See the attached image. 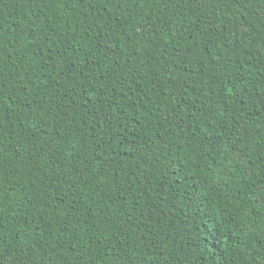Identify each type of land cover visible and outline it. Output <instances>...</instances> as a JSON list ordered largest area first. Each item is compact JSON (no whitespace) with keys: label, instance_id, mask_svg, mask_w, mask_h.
<instances>
[{"label":"trees","instance_id":"trees-1","mask_svg":"<svg viewBox=\"0 0 264 264\" xmlns=\"http://www.w3.org/2000/svg\"><path fill=\"white\" fill-rule=\"evenodd\" d=\"M261 9L264 0H234L223 7L229 28L247 27L236 40L215 19V8L204 9L221 32L217 45L193 49L203 72L197 83L215 89L227 78L229 86L236 85L230 97L197 89L189 97L200 96V102L185 108L176 96L184 91L179 83L161 92L163 78L156 85L152 70L144 69L125 76L124 86L112 92V116L102 111L88 117L85 109H73L65 93L71 88V82L65 84L68 74H59V63L40 68L45 61L39 53L71 47L83 60L89 48H123L122 33L147 30L154 17L147 10L134 13L131 6L121 15L123 7L114 4L105 13L99 4L93 10L87 3L73 6L72 0H0L7 80L0 98V245L6 255L15 254L18 264H73L77 254L79 264H264ZM180 23L188 27L191 17ZM172 27L179 30L176 21ZM33 30L44 41L35 48L26 46ZM173 43L169 38L170 47ZM187 43L181 40V47ZM187 83L191 88L190 78ZM38 84L40 90L33 91ZM41 102L45 110L66 109L65 124L78 127L68 136L78 160L48 146L37 152L47 129L36 124L27 106ZM81 137L83 145L77 142ZM114 252L121 254L117 262Z\"/></svg>","mask_w":264,"mask_h":264},{"label":"snow or ice","instance_id":"snow-or-ice-1","mask_svg":"<svg viewBox=\"0 0 264 264\" xmlns=\"http://www.w3.org/2000/svg\"><path fill=\"white\" fill-rule=\"evenodd\" d=\"M232 2L234 0H72L73 6L87 3L93 10H96V6L99 4L105 13L113 4L118 10L121 6L123 7L121 15L128 11L129 6H131L134 13L136 10L140 12L147 10L154 17L155 23L150 24L147 30L141 29L122 33L123 48L119 45L115 48L111 46L102 49L97 48L96 51H92L89 48L83 53V60L76 56L75 51L71 47L66 48L63 52L57 51L55 54L51 49L48 50L46 55L40 52L39 55L43 57L45 62L39 67L53 69L58 63L60 64L59 74H68L65 84L71 82V88L65 87V93L72 96L73 109H85L84 115L88 117H95L102 111L106 115L112 116L110 109L116 107L115 101H110L112 92H115L117 87L124 86L126 83L125 76H129V78L135 77L140 75L144 69L152 70L150 74L154 78L156 85H160L161 78H163L161 92L169 86L174 90L176 84L179 83L184 91L176 92V96L179 97V103H183L185 108L196 107L200 102V96H196L195 101H190L189 97V92L195 94L197 89H200L201 92H203L204 88L209 91H216L221 99L224 98L223 93L226 91L230 97L236 91V85L232 84L229 86L230 80L227 78L216 83L215 89L208 82L197 83V73L199 72L200 75H203V72L200 71L199 67L195 66L199 64V60L196 58L193 49L199 50L203 48L207 50L209 45H217L221 28L225 33L231 32L233 40H236L238 36L243 38L247 27L235 30L229 28L228 17L223 12V7ZM206 8L209 10L215 8L213 15L215 19L221 21V28H217L212 23V20L204 11ZM261 11L264 12V9H261ZM189 17H191V23L188 27H184L180 22L188 20ZM173 21L179 24V30H175L172 27ZM200 24H205L206 27L202 29L199 27ZM202 37L203 39H201ZM169 38L174 42L171 47ZM22 39L24 38L22 37ZM26 39V46H33V48L44 43V41L40 40V36L35 30ZM144 40H146V43H141ZM181 40L185 42L191 41V43L181 47ZM225 43H228L226 37ZM4 51L6 49L3 45H0V98H3L7 83L6 70L4 68ZM33 54L35 55L36 53L34 52ZM54 55L59 57V60L54 59ZM165 56L167 57L166 59ZM185 57L191 58L188 63L185 62ZM9 59H11L10 55ZM216 59L211 60L213 65H215ZM48 61H51V64ZM118 69L119 71H117ZM213 76H215V72H213ZM189 78L192 85L191 88L188 87L187 83ZM233 78L239 79V77L235 76ZM48 79L51 83V77H48ZM117 81H119V84H117ZM55 87L59 89L62 85L57 83ZM76 89H79L78 97ZM38 90H40L39 84L33 91ZM24 91L27 92L26 85L24 86ZM129 92H131L130 88ZM169 97L172 98L171 91L169 92ZM204 98L208 99L206 92L204 93ZM77 100L79 103H77ZM49 103H51L50 100ZM90 105L92 106L91 109L89 108ZM27 107L29 114H34L36 124L40 128L47 129L44 133L46 139L44 143L39 145L37 152H43L44 147L48 146L53 151L59 149V154L61 155L67 153L68 155L65 157L67 160H78L80 153L76 144L68 140V136L69 133L74 134L79 129L78 127L69 128L65 124L64 116L67 114V110L59 108L45 110L43 102L37 108H33L31 105ZM209 110L211 111V109ZM200 111H203V107L200 108ZM185 114L187 115L188 113ZM112 122V120L105 121L108 127L112 126ZM135 122L138 123V121ZM179 123L182 124L183 120H180ZM173 126L178 127L179 125L174 124ZM92 138L95 139V137ZM77 142L83 145L84 138H79ZM102 144L103 138L101 137L96 144V148L99 150ZM102 155V151L97 152L98 161ZM0 202H2V193H0ZM2 211L3 209L0 208V212ZM80 258L79 254L74 256L73 264H79ZM120 258V253H113L114 262L119 261ZM0 264H18L15 254L6 255L2 245H0Z\"/></svg>","mask_w":264,"mask_h":264}]
</instances>
